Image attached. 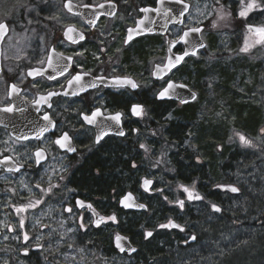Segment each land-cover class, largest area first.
I'll use <instances>...</instances> for the list:
<instances>
[{
  "label": "flooded vegetation",
  "instance_id": "obj_1",
  "mask_svg": "<svg viewBox=\"0 0 264 264\" xmlns=\"http://www.w3.org/2000/svg\"><path fill=\"white\" fill-rule=\"evenodd\" d=\"M156 2L157 0L147 6H140L135 23L126 29L125 34L123 32L120 34V41L124 39L127 52L123 54L121 64L116 67L119 70H111V68L97 64L89 52L90 48L95 46L91 41V35L95 34L97 27L104 20L116 17L119 5L115 2L117 13L114 17H101L93 30L80 16H75L81 18L88 29V32H84L75 27L86 36V40L81 42V45L87 48L84 57H75V60L83 66V71L89 72L92 77L103 75L108 78L107 80L114 77H128L139 85L136 89L130 87L116 89L99 85L79 96H54L49 101L52 104L51 108L42 101L37 104L40 97L47 96L49 91H67L66 87H61L65 84L66 77H70L73 72L81 71L75 63H72L66 76H60L58 69L53 72L47 63L39 64L38 59H45L47 55H51L53 48L63 52L65 56H71L73 49L79 48L80 45H72L67 40L64 43L60 42L65 28L60 38L43 47V21L40 43L37 47L16 48L10 45L8 43L10 31L4 39L0 59V264H128L159 249L173 246L186 248L195 244L196 240L190 239L193 228L187 219L189 217L192 219L193 215L199 212L198 207L205 206L203 211L207 209V198L202 192V189L207 186L197 183L195 190L204 196V200L191 202L185 200L183 211L179 208H172L174 204H169L163 198L167 196L169 200L173 199V188L169 181L176 174L177 166L172 165L169 160L173 161L182 143L175 139L174 131L171 133L168 128L161 127V124H167L169 114L172 117L175 112L166 111L165 108L160 111L158 106L165 104L166 108L172 107L173 110L194 107L201 99L200 93L190 85L181 83L196 94L195 102L182 105L173 100H155V93L169 77L161 81L155 80L153 71L157 65L153 67L151 76L146 75V77L150 76L146 80L141 79L142 69L131 68L134 63L144 62L149 49V45L144 44L146 40L166 38L172 28L178 27H171L166 36H145L129 44L125 42L128 30L134 28L143 16L140 9L155 7ZM185 2L191 6L192 10V3L186 0ZM260 2L264 3V0ZM222 4L226 5L227 10L232 13L227 21L242 22L243 28L240 27L237 30V39L241 42L246 38H250V42L251 39H256L248 31V27L249 25L253 28L264 27V11H252L245 19L238 15L242 10L240 0H222ZM83 5L97 6L98 4ZM174 53H183L181 45L175 48ZM55 61L56 56L53 57V62ZM33 68L44 70L43 78L36 77L39 83L35 87L33 84L36 81L32 76L27 75V72ZM178 69L170 74L171 79ZM247 71L250 74V70ZM49 73L56 76L57 80H49L47 78ZM13 84L16 85L18 94L11 91ZM145 101H147L145 117L141 119L129 114L128 107L131 103ZM5 107H11L13 111L5 112L2 110ZM95 107L106 109V115L113 111L124 112L122 130L126 134L124 136L108 134L99 144H96L94 142L98 134L96 127L83 123L79 116L82 110L87 111ZM44 115L52 118L59 131L53 135V131L49 129L44 133L43 139L38 140L35 138L37 132L48 123L43 119ZM107 123L111 125L110 128L114 126L112 122ZM135 129L139 132L134 131ZM61 131H68L72 136V143L77 148L75 153L65 152L51 142L59 136ZM154 132L156 135H153ZM24 137H29V139H24ZM141 143L147 145L150 152L145 153L139 147ZM38 147L42 148L47 156V159L39 164L36 163L34 156ZM112 159L118 170L117 184L114 187L110 185V181L105 182V187L101 183L90 184L91 170L96 179H101L99 170L95 168L99 166L104 171H108L112 164L109 160ZM158 160L159 165L156 164ZM165 162L167 170L162 164ZM197 162L199 163V160ZM133 163L136 167H132ZM16 168H19V171H15ZM61 176L63 179H60ZM146 178L153 181L151 192L144 191L142 187V182ZM191 181L192 178L187 181L189 183L183 185L186 186ZM183 182L186 181L182 180L172 185ZM37 183L44 189L50 185H58V187H53L51 195L44 196L40 189L35 187ZM157 188L163 189V192L156 191ZM169 188L172 192L168 191ZM129 192L135 197L136 203L145 204L146 210H127L120 205L119 200ZM39 198H43L42 204L27 212L17 213V207L26 206L30 200L35 201ZM81 200L91 203L101 215L115 213L119 223L102 224L96 227L94 223H91L95 219L91 212L81 210L77 206V201ZM68 207L73 208L72 213L65 210ZM160 208L163 211L162 219ZM210 212L216 213L211 207ZM80 215L84 218V228H81L79 224ZM169 218L182 225L185 231L160 229L158 225L166 223ZM21 220H23V227H20ZM146 230L152 231L153 236L145 238ZM117 232L126 236L131 246L136 248L135 254L121 253L116 248L114 234ZM25 233L28 236L27 240L24 238Z\"/></svg>",
  "mask_w": 264,
  "mask_h": 264
},
{
  "label": "rangeland",
  "instance_id": "obj_2",
  "mask_svg": "<svg viewBox=\"0 0 264 264\" xmlns=\"http://www.w3.org/2000/svg\"><path fill=\"white\" fill-rule=\"evenodd\" d=\"M67 0H46L40 4V7L44 11L40 14V23L34 22L28 25L26 28H21L19 25L15 26V33L10 31V36L8 37V43L14 45L16 48H30L37 47L40 43V32L41 23L43 21V47L49 45L52 41L60 38L61 33L65 29V25H74L76 28L88 32L83 20L81 18L75 17L68 14L64 9V2ZM116 2L119 5V12L115 18L110 20H104L96 29L95 34L91 35V41L94 43L92 48H90L91 56L94 58L93 54L99 56L100 59L94 58V62L99 65L106 66L111 70H119L116 68L121 64L122 56L127 49L124 45V39L120 41V34L123 32L125 34L126 29L132 26L137 17L139 6L136 3H154L156 0H72V2L79 5L82 4H100L104 2ZM192 3L191 13L188 15L185 25L182 28H172L167 37H158L156 42L152 45L149 44V49L147 50L144 62L134 63L131 66L132 69L140 68L141 79L146 80L152 75V70L155 65L163 64L164 58L166 57V43L167 40L177 41V37L181 36L182 32L186 29L197 26H205L203 32V39L207 43V48L200 52L196 57L191 58L186 61V63L179 68L174 75L172 80L180 83L189 82L190 86L198 90L201 99L196 103V109L199 110V118L194 126L199 123H205L209 128L224 126L226 124L229 127L226 140L224 142L225 146L229 148L230 153H235L237 157V166L240 163L247 164L244 169L255 168L252 173L256 176V179H262L264 183V121L259 129L258 133L252 137L241 132L240 130L234 128L233 122L236 119V113L241 117L238 122H242V125H248L255 129L260 120H262L264 115V47H252L249 52H241L240 49L244 46V41L241 42L237 39V30L242 27L241 21H221L220 26L216 29L209 30L208 25L211 23L212 19H216V10L219 8V4L215 0H186ZM32 3V0H29ZM222 4V0H220ZM226 6V5H225ZM18 7L16 0H0V20H8L11 22V18L16 17V8ZM9 13L11 16H9ZM23 13V10H21ZM201 13H206L210 16V19L204 20L203 24L199 21L204 19ZM47 17V18H46ZM51 17H57V19H51ZM226 24H231V26H226ZM45 25H47L45 27ZM19 32V33H17ZM20 33H26V38L21 40ZM109 36H111L109 38ZM110 39V40H108ZM210 39L212 43L210 44ZM36 45V46H35ZM215 45V46H213ZM237 47V50H235ZM103 50V51H101ZM119 50V51H118ZM195 64L200 65V68L204 70L202 81L195 82L193 79L187 78L188 73L191 74V70ZM254 68L253 73H248V69ZM184 71L186 76L182 74ZM227 70L229 72V79H225L222 76V71ZM144 71V73H143ZM150 75L146 77V75ZM231 75V76H230ZM140 79V80H141ZM187 81V82H186ZM223 84L228 87L225 91ZM251 91V94H249ZM245 102L252 103L258 106L247 107L246 110L241 112L239 107L236 106L235 111L231 112L234 102ZM235 102V103H236ZM238 102V103H239ZM260 108V109H259ZM173 117V116H172ZM171 117V119H172ZM170 120V119H169ZM164 124L161 127L164 128ZM194 126H188L193 129ZM241 133L248 139L252 140L255 147H243L235 133ZM188 135H192L191 131ZM188 147L194 151L197 159L204 163L202 153L199 152L194 144L193 135L188 138ZM184 146V145H183ZM224 150L223 145H221V152ZM220 152L218 151V154ZM242 157V158H241ZM184 158L181 156V159ZM251 161V162H250ZM167 163L172 162V160L166 161ZM162 163L163 167L167 170V164ZM247 162V163H246ZM238 178L239 175H236ZM231 179V178H230ZM229 180V179H227ZM163 181V179H162ZM161 182V181H159ZM256 183V182H253ZM193 183L187 184L186 186L191 187ZM171 188L168 191L172 192V200L176 197H185L179 189L180 184H173L170 182ZM197 184L195 183V189ZM260 194V195H259ZM264 195V193L262 192ZM261 193L256 196L262 197ZM226 200L224 199L222 201ZM237 203V202H236ZM248 208H251L246 202ZM209 207H211L209 205ZM172 208H177L175 205ZM205 206L198 207V213H202ZM197 221V220H195ZM203 222L201 220L197 221L195 224V231L200 232V228ZM194 229V228H193ZM200 235V234H199ZM130 262H128L129 264Z\"/></svg>",
  "mask_w": 264,
  "mask_h": 264
},
{
  "label": "trees",
  "instance_id": "obj_3",
  "mask_svg": "<svg viewBox=\"0 0 264 264\" xmlns=\"http://www.w3.org/2000/svg\"><path fill=\"white\" fill-rule=\"evenodd\" d=\"M149 4L148 2L136 3L139 7ZM226 26H231V24H226ZM156 40L150 38L144 44L147 46V44H152ZM211 43L212 40L210 39ZM191 71V74L188 73L187 78L193 79L195 82H199L205 75L204 70L198 64H195ZM181 72L186 76L183 70ZM253 72L254 68H250V73ZM228 76L229 72L227 70L222 71L221 77L229 79ZM185 84L190 85L189 82ZM223 87L225 91L228 90V87L224 84ZM235 102L231 112H236V106L239 107L241 112L246 110L248 103ZM158 108L160 111L165 108L166 111L175 112L172 119H167L168 122L164 124V128H168L171 133L174 131L175 139L182 143L172 161V165L177 166V172L168 181L177 183L183 180L186 181L182 183L184 184L189 183L187 181L192 178L190 183L204 184L207 188H203L202 192L207 198L208 207L207 211L205 210L199 215H193L192 219L190 217L187 219L194 228L191 233L196 236L195 244L186 248L173 246L159 249L129 264H264V195L262 194V192L264 193V183L261 178L257 180L252 173L254 167L244 169L249 163H240L239 167L237 166L235 153H230L229 148L224 144L229 127L224 124V126L209 128L205 123L199 122L197 126H194L193 124H196L199 118V110L195 106L173 110L172 107L166 108L165 104H161ZM236 114V119L233 122L234 128L251 137L258 133L263 124L264 115L256 128L253 129L248 125H242V122H238L241 114ZM190 125L194 126L192 130L188 127ZM190 131L197 150L202 153L204 163L199 159H197L199 163L195 162L197 157L187 145L189 136H192L188 135ZM174 142L178 144V142ZM221 145L224 147L222 152ZM181 156L184 158L181 159ZM109 161L112 162L113 159ZM110 165L108 171H104L99 166L95 168L99 170L101 179H96L91 170L89 183L95 182L97 185L101 183L105 187V182L109 183L110 181V185L114 187L118 181V170L113 162ZM262 169L264 171V164ZM236 175H239V177L237 178ZM105 177L107 179H104ZM218 184L234 185L240 191L239 193L222 191L216 187ZM258 193L262 194L261 198L256 196ZM224 197L226 200L222 201ZM209 202L217 204L222 211L211 213ZM245 202L251 208H248ZM162 212L160 208L161 219ZM195 220L203 222L200 232L195 231L197 222Z\"/></svg>",
  "mask_w": 264,
  "mask_h": 264
},
{
  "label": "snow or ice",
  "instance_id": "obj_4",
  "mask_svg": "<svg viewBox=\"0 0 264 264\" xmlns=\"http://www.w3.org/2000/svg\"><path fill=\"white\" fill-rule=\"evenodd\" d=\"M18 7L15 9L17 12L16 17L11 18V23L8 22V20H0V38L3 36L8 35L9 31L15 33V26L19 25L21 28H26L28 25L33 24L34 22L40 23V14L44 11L42 7H40V4L43 2H46V0H32V3H29V0H16ZM166 0H157V3L160 4V7H144L141 8L140 11L144 13H158L162 14L164 17L169 16L170 9L165 8ZM177 4H183L184 8L187 9L190 7L185 0H174ZM216 3L219 4V8L216 10V19H212L211 23L208 25L209 30L216 29L220 26L221 21L227 20L232 13L227 10V7L224 4H220V0H216ZM240 4L242 7V10L238 13L239 17L241 18H247L248 14L255 10L264 11V3H261L260 0H247V3H245V0H240ZM65 8L69 13H73L74 15H79L78 12H73V5L72 0H67L65 3ZM85 7H89L90 5H84ZM100 7H104V5H100ZM111 7L113 9L112 12L108 13L111 16H115V3H111ZM21 10H23V13H21ZM201 15L204 17V19L200 20L199 23L203 24L204 20L210 19V16L206 13H201ZM9 16L11 14L9 13ZM47 18V17H46ZM51 19H57V17H51ZM147 19V17H145ZM89 25L94 26L96 23V18L89 19L87 21ZM144 19H141L138 22V26L136 28H132L128 30V40L125 42L127 43L132 39V34H143L145 31L144 27ZM47 25H45L46 27ZM66 31L63 32L61 37V43H64L65 39L67 42H69L72 45H80L79 48H74L73 53L71 56H65L63 52L57 51V49L53 48L51 49V52L56 56V61L53 62L52 55H47L45 59H38L39 64L43 65L47 63L48 67L52 69L53 72H56L57 69L59 70L60 76H66V73L70 67V64L75 63L77 67L81 69L80 72H73V74L70 77H66L65 84L61 85V87H66L68 90L63 92H56V91H49L47 93V96H41L40 101H37V104H39L41 101L49 108L52 107V104L49 102L52 97L54 96H79L81 93L87 92L89 89H94L99 87V84L97 81H107V77L103 75H97L95 77H92L89 72L83 71V66L79 63V61L75 60V57H84V53L87 51V48H85L83 45H81L82 41L86 40V36L83 32L78 31L74 25H65ZM147 31H151V29H147ZM204 29L202 27H192L189 29V31L183 32V35L177 37L176 43H184L188 44V37L190 36V33H201ZM248 31L252 33L256 39L246 38L244 41V46L240 49L241 52H249L252 47H255L257 45L264 47V27L259 28H253V26L249 25ZM21 40L26 38V33H20ZM169 48L168 52L170 53L168 56L164 58L163 61V67L160 65L156 66V78L159 80L164 79V75L171 72L173 68H176L180 63H182L186 56L188 55H197L198 48H204L206 45L203 43H200L198 46L193 44L191 51H184L182 55H175L172 54V48L176 46V43L173 41H168ZM103 51V50H101ZM119 51V50H118ZM94 58L99 60L100 57L93 54ZM67 61V63H65ZM28 76H32L33 80L36 81V83L33 84V87H35L39 80L36 79V77H44V70L40 68H33L32 70L27 72ZM86 77H88V81H86ZM49 80H57V77L52 75L51 73L48 74L47 77ZM105 86L113 87L116 89L119 88H125L130 87L132 89H136L139 87V85L131 80L128 77H114L112 78L111 85H108L105 83ZM180 87L183 88L185 85L183 84H175L171 76H169L168 80H165L164 84L161 85V88L159 91L155 93V100L159 101H166L171 100L175 96V88ZM11 91L12 93H17L18 90L16 88V85H11ZM192 98L195 99V94H192ZM181 103H188V100L185 98H180ZM145 102H136L131 103L128 107V112L131 116L137 117V118H143L147 115V110L145 107ZM5 112H11L13 111V108L11 107H5L2 109ZM106 109H102V107H95L89 108L87 111H81L79 113V116L83 123L96 127L98 129V134L95 138V143L99 144L101 140L105 136L109 134V128L111 125H109L107 122H112V125L118 126L116 130V134L120 136H124L126 133L122 130L123 128V118L125 117V113L122 111H113L109 112L107 115L105 114ZM43 119L47 121V125L42 127L36 134V139H43L44 133L49 131L51 129L53 131V135L57 131H59L57 124L52 120V118L49 115H44ZM167 119H171V114L167 117ZM134 131L139 132L138 129H135ZM264 131V130H262ZM153 135H156L154 132ZM235 136L238 138L239 143L243 147H255L252 140L245 137L243 134L237 132L235 133ZM24 139H29V137H24ZM72 136L69 134L68 131H61L59 136L53 139L51 142L58 146L60 149L64 150L65 152H71L75 153L77 151V148L72 143ZM141 149L144 150L145 153L150 152V148L145 145L144 143H141L139 145ZM36 163L39 164L42 160L47 159V156L45 154V151L42 148L37 149V151L34 153ZM160 161L158 160L156 162L157 165H159ZM132 167H136V165L133 163ZM12 171L13 169H9ZM15 171H19V168L14 169ZM60 179H63V176L60 177ZM152 184L153 181L151 179H144L142 182V187L144 188V191L151 192L152 191ZM27 187V185H26ZM36 188L40 189L41 193L44 196H48L52 194L53 187H58V185L55 186H49L47 189H44L41 187L40 184L35 185ZM217 188L221 189L222 191H227L231 193H239L240 189L234 185H216ZM178 189L185 194V198H179L176 197L174 200H169L167 196H164L163 198L168 201L169 204H174L177 208H179L181 211H183L185 207V200L191 202V201H201L204 200V196H202L199 192L195 190V183L191 185V187L185 186L183 184H180L178 186ZM156 191L163 192V189L157 188ZM44 202L43 198L36 199L35 201H31L23 207H17L16 211L17 213L21 212H27L29 209L35 208L38 205L42 204ZM120 205L123 208H137V209H144L146 210V206L143 203H136L135 197L131 192L127 193L126 195H123L122 198L119 200ZM210 203V206L212 210L216 213H220L222 209L215 203ZM77 206L81 210H86L91 212L92 216L95 217L94 221H91V223H94L96 227H100L102 224L108 225L111 224H118L119 220L115 213L111 215H101L99 212L96 211V209L93 207L91 203H85V201H77ZM67 212L72 213L73 208L68 207L65 209ZM79 224L81 228H84V218L83 215L79 216ZM20 227H23V220L20 222ZM160 229H178L179 231L183 232L185 231L184 227L178 223H176L173 219L169 218L166 223H160L158 225ZM86 230V229H85ZM145 238H150L153 236L152 231H145L144 233ZM25 240L28 239L27 233L24 234ZM191 240H196L195 235L190 236ZM114 241L116 244V247L119 248L121 252L129 251V252H136V248L130 246V241L127 240L126 236L120 235L118 232L114 234ZM125 243L128 244V246H125ZM27 254V252H25Z\"/></svg>",
  "mask_w": 264,
  "mask_h": 264
},
{
  "label": "water",
  "instance_id": "obj_5",
  "mask_svg": "<svg viewBox=\"0 0 264 264\" xmlns=\"http://www.w3.org/2000/svg\"><path fill=\"white\" fill-rule=\"evenodd\" d=\"M66 2L67 1L64 2V5H65ZM111 3H113V2H105V3L98 4L97 6L90 5L89 7H85L84 5L82 6V5H79L77 3L72 2L73 12H78L79 15H74L73 13H69L67 11V9L65 8V6H64V9H65L66 12H68L71 15L80 16L84 20V22L87 24V26L90 29L93 30L95 28V26L97 25V23H98V21H99V19L101 17H103V16L111 17V18L114 17V16H111V15L108 14V13L113 11V9L111 7ZM100 5H104V7H100ZM115 6H116L115 7V12L117 13V4L116 3H115ZM155 7H160V4L156 2V6ZM164 7L170 9L168 17H164L162 14H158V13H155V12H152V13L141 12L143 14L141 19H144L143 27H144L145 31L143 32V34L133 33L132 34V39L130 41H128L126 44H129L131 41H133V40H135L137 38H140V37L152 36V35L166 36L168 34V32H169L171 27H173V26L183 27L184 26L185 18L189 14V12L191 10V6L189 8H187V9H185L183 4H177V3L174 2V0H166V2L164 4ZM94 17L96 18L95 25L94 26L89 25L87 23V21L89 19L94 18ZM145 17H147V19H145ZM140 20L137 21L136 26L134 28H136L138 26V22ZM202 28L204 29V27H202ZM147 29H151V31H147ZM65 31H66V29H65ZM186 31H189V29L185 30L184 32H186ZM202 33L203 32H201V33H190V36L188 37L189 43L188 44L176 43V46L174 48H172V54H175V55H182L183 54V53L182 54L174 53L175 48L177 47L178 44H182L183 47H184V51H189V52L191 51V48H192L193 44L198 46L200 43H203L204 45H206L205 41L202 38ZM6 37H7V35L3 36L2 38H0V59H1V46H2V43H3V41H4V39ZM127 40H128V34H127ZM82 42H84V41H82ZM166 45H167V56H168L170 54L168 52L169 43L167 42ZM205 48L206 47L198 48L197 55L199 54V52H202ZM51 55H52V57H55V55L52 52H51ZM197 55H195V56H193V55L186 56L182 63H180L176 68H173L171 72H169V73L164 75V79H167L174 70L180 68L186 62V60L188 58L196 57ZM160 66L163 67V65H160ZM155 73H156V66H155L154 71H153V78L155 80L161 81V80L156 78V74ZM85 79H86V81H88L89 78L86 77ZM97 83L99 85H104V86H105V83H107L108 85H111L112 79L111 80H107L106 82L98 80ZM175 84L179 85L181 83H175ZM108 87L109 88H113V87H110V86H108ZM193 93L194 92L191 91L186 85L183 88L177 87V88H175V96L171 100L181 103L180 102V98H185V99L188 100V103H186V104L193 103L197 99V96H196L195 93H194L195 94V99L192 98V94ZM166 101H170V100H166ZM181 104L182 105H186L184 103H181ZM116 130H117V128L114 125L112 128H109V134L117 135L116 134ZM97 132H98V129H97ZM127 210H141V209L127 208ZM125 246L127 247L128 244L125 243ZM130 246H131V244H130ZM117 249L119 250V248H117ZM124 252H127L129 255H133V254L136 253V252H129V251H124ZM124 252H121V253H124Z\"/></svg>",
  "mask_w": 264,
  "mask_h": 264
},
{
  "label": "bare ground",
  "instance_id": "obj_6",
  "mask_svg": "<svg viewBox=\"0 0 264 264\" xmlns=\"http://www.w3.org/2000/svg\"><path fill=\"white\" fill-rule=\"evenodd\" d=\"M185 25V24H184ZM199 27H204V26H199ZM178 28H182V27H178ZM204 29H205V27H204ZM186 30H188V29H186ZM185 31V30H184ZM183 31V32H184ZM183 32H182V34H183ZM181 34V35H182ZM175 43H176V41H175ZM178 45H181V47L183 48V52H184V47H183V45L182 44H178ZM177 45V46H178ZM213 46H215V45H213ZM167 51V50H166ZM249 94H251V91H249ZM247 107H255V108H257L258 109V106H255L254 104H252V103H248L247 104ZM260 109V108H259Z\"/></svg>",
  "mask_w": 264,
  "mask_h": 264
}]
</instances>
